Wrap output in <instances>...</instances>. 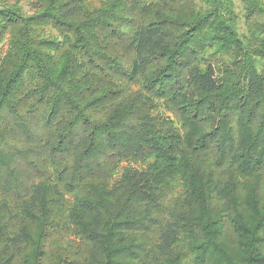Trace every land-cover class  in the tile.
Returning a JSON list of instances; mask_svg holds the SVG:
<instances>
[{
  "label": "trees",
  "instance_id": "1",
  "mask_svg": "<svg viewBox=\"0 0 264 264\" xmlns=\"http://www.w3.org/2000/svg\"><path fill=\"white\" fill-rule=\"evenodd\" d=\"M0 0V264H264V0Z\"/></svg>",
  "mask_w": 264,
  "mask_h": 264
},
{
  "label": "rangeland",
  "instance_id": "2",
  "mask_svg": "<svg viewBox=\"0 0 264 264\" xmlns=\"http://www.w3.org/2000/svg\"><path fill=\"white\" fill-rule=\"evenodd\" d=\"M13 1H16V0H13ZM19 4L22 6L23 9H27V6H26L24 0H19Z\"/></svg>",
  "mask_w": 264,
  "mask_h": 264
}]
</instances>
